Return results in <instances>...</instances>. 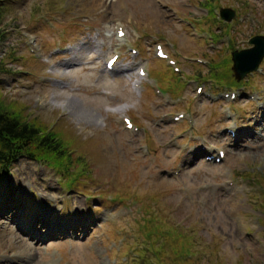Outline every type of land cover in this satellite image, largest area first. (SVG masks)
<instances>
[{
    "label": "rangeland",
    "instance_id": "obj_1",
    "mask_svg": "<svg viewBox=\"0 0 264 264\" xmlns=\"http://www.w3.org/2000/svg\"><path fill=\"white\" fill-rule=\"evenodd\" d=\"M5 2L0 100L54 132L69 163L22 157L0 178V264H264V60L228 90L238 86L231 51L264 35V0ZM157 43L178 74L155 57ZM139 65L147 77L135 89ZM178 113L191 122H174ZM220 149L221 162L205 160ZM8 202L24 226L45 211L38 237L2 215ZM84 217L85 230L39 241L58 220Z\"/></svg>",
    "mask_w": 264,
    "mask_h": 264
},
{
    "label": "trees",
    "instance_id": "obj_2",
    "mask_svg": "<svg viewBox=\"0 0 264 264\" xmlns=\"http://www.w3.org/2000/svg\"><path fill=\"white\" fill-rule=\"evenodd\" d=\"M0 0V23L6 5ZM7 71L0 61V73ZM15 105L14 104H11ZM67 149L59 137L44 126L33 123L0 100V175L19 157L45 163L55 169L68 167Z\"/></svg>",
    "mask_w": 264,
    "mask_h": 264
},
{
    "label": "water",
    "instance_id": "obj_3",
    "mask_svg": "<svg viewBox=\"0 0 264 264\" xmlns=\"http://www.w3.org/2000/svg\"><path fill=\"white\" fill-rule=\"evenodd\" d=\"M229 17H231V15L230 14H226V15H224L223 18L228 19ZM251 42L255 44V47L253 49H250V50H247V51L243 52V54H246V55L249 54V55L252 56L251 60H249L248 63H246L244 61V59H243L244 62L242 61V59H241L242 56H240L239 54L233 53L234 70H235V72H238V76L239 77H242L247 71L256 69V67L259 65V63H260V61H261V59H262V57L264 55V41H263V38L255 37V38H253L251 40ZM261 44H262V46H261ZM240 65L241 66L243 65V66L240 67Z\"/></svg>",
    "mask_w": 264,
    "mask_h": 264
},
{
    "label": "bare ground",
    "instance_id": "obj_4",
    "mask_svg": "<svg viewBox=\"0 0 264 264\" xmlns=\"http://www.w3.org/2000/svg\"><path fill=\"white\" fill-rule=\"evenodd\" d=\"M8 204H9V202H8ZM7 206H8V205H7ZM7 210H8V208L6 207V211L3 212V213H6ZM40 218H42V221H41L42 225L45 226V225H46V221L44 222L45 218L43 217V215H40ZM47 264H49V263H47Z\"/></svg>",
    "mask_w": 264,
    "mask_h": 264
}]
</instances>
